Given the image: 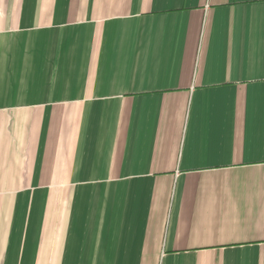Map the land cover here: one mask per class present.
<instances>
[{"label": "crops", "instance_id": "crops-1", "mask_svg": "<svg viewBox=\"0 0 264 264\" xmlns=\"http://www.w3.org/2000/svg\"><path fill=\"white\" fill-rule=\"evenodd\" d=\"M0 264H264V0H0Z\"/></svg>", "mask_w": 264, "mask_h": 264}]
</instances>
